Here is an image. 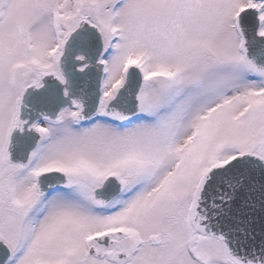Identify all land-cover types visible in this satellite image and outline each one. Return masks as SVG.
Instances as JSON below:
<instances>
[{
  "label": "snow or ice",
  "instance_id": "6c2138e0",
  "mask_svg": "<svg viewBox=\"0 0 264 264\" xmlns=\"http://www.w3.org/2000/svg\"><path fill=\"white\" fill-rule=\"evenodd\" d=\"M0 264H264V0H0Z\"/></svg>",
  "mask_w": 264,
  "mask_h": 264
}]
</instances>
